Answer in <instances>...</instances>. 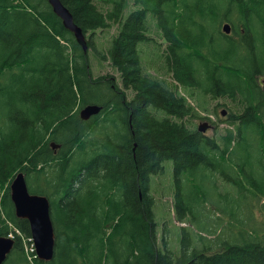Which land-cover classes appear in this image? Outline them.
<instances>
[{"label":"trees","instance_id":"1","mask_svg":"<svg viewBox=\"0 0 264 264\" xmlns=\"http://www.w3.org/2000/svg\"><path fill=\"white\" fill-rule=\"evenodd\" d=\"M61 1L91 33L89 51L110 62L123 88L112 77H93L89 55L47 0H0V237L21 231L13 263L264 264V230L252 225L249 202H263L264 209V0ZM224 22L232 25L230 36L219 29ZM114 26L118 33L99 50L95 34ZM151 33L168 43L164 76L172 75L191 98L230 101L223 134L189 126L187 119L209 118L147 72L138 46ZM126 91L135 93L130 103ZM91 104L103 113L84 121L80 111ZM52 142L60 145L56 152ZM167 162L176 181L174 218L203 216L208 198L196 177L205 178L221 203L234 206L219 209L230 218L229 236L210 241L182 227L174 250L164 227L158 242L151 185ZM18 171L27 173L33 193L51 200L52 262L33 263L27 255L30 225L15 216L10 199ZM184 180L195 186L190 202ZM242 200L249 202L244 219Z\"/></svg>","mask_w":264,"mask_h":264},{"label":"rangeland","instance_id":"2","mask_svg":"<svg viewBox=\"0 0 264 264\" xmlns=\"http://www.w3.org/2000/svg\"><path fill=\"white\" fill-rule=\"evenodd\" d=\"M98 4L99 1H97ZM100 7L103 9V11H107V7H103V5H100ZM134 10V7H131L130 10L128 9L125 12L124 18H127L130 13ZM151 26H154L152 24ZM221 28V26H220ZM219 28V29H220ZM221 30V29H220ZM118 33V27L114 26L109 30L105 31H97L95 34V42L96 46L99 50H106L108 47L109 41ZM150 38H155L157 42V48L158 52L153 50L155 47V44H144L140 46V50L142 47L143 52V63L146 67L147 72L154 76L158 77L159 79L165 80L169 86L171 87L172 81L170 77L164 76L163 73L165 71L164 69V63H165V52L167 50V44L165 41L162 40V37L157 35L156 33H152ZM158 44L160 46H158ZM90 62L91 67L93 70V77H99V76H109L113 77L117 84L121 86V83L119 81V73L118 71L111 66L110 62L108 61H102L99 59V57L95 56L94 52H91L90 55ZM173 88V87H172ZM178 93L181 96H185L189 103L194 106L200 115L199 117H207L209 118L208 121L212 122L216 128L219 129V132L221 134L224 133L225 128H227V121H224L228 119V116L232 112L231 103L228 99H219V100H213L210 97L203 98L200 95L196 94L194 98H191L189 96V93L186 92L183 88L179 87ZM128 100L130 99V93H127ZM224 111H226V115H224ZM224 115V116H223ZM205 120V119H202ZM208 121H201L200 119H194L192 123H189V120H186V123L189 126L197 127L198 123L201 124L202 122H208ZM216 131V130H215ZM208 135L212 136L214 135V130L210 131ZM166 174L162 176H155L152 179V185H151V194H153L155 200H156V207L155 211L157 214V220H158V242L161 243L162 240V232L165 227V230L169 231V235L167 237V240L170 239L172 244H170V249L177 250L180 242V238L177 233H179L180 228L187 227L190 231L197 232L198 228H200V224L206 226L207 229H210L209 232H202L199 236H203L204 238H208V240L212 241L215 240V238L223 236H229L230 235V218L228 215H223L219 209L224 208V210L228 213L229 209L234 207L231 204L228 203H221L220 198L218 197L213 185L211 183H208L205 178H197V183L202 187V193L206 195L208 198V203L204 204L203 207V218L197 219L195 222H184L180 223L174 218V208H173V184L174 188L176 186V181L173 176L172 171V163L167 162L166 163ZM191 181L184 180V186L186 184H189V187H186L185 194L187 195L188 201H192L195 196V186L191 185ZM215 183L219 191L224 190V184L221 181V179H218V177L215 178ZM33 191V190H32ZM200 191V190H199ZM202 199L203 196L199 194ZM216 197L218 200H216ZM238 197V196H235ZM234 197V198H235ZM250 204H255V213L253 214L255 219L252 220V225L255 227H259V229L264 230V209L262 207V203L258 205L255 201H249ZM248 201L240 202V204H237L241 206V214L239 212V215L242 219L246 217V210L245 206L249 203ZM216 204V206H215ZM236 205V206H237ZM199 209L202 208V206L198 207ZM248 216V215H247ZM206 219V220H205ZM220 219V220H219ZM204 223V224H202ZM226 226L225 228H223ZM233 229V228H232ZM193 232L194 237H199L197 234ZM235 232H238L235 230ZM200 233V232H199ZM262 233V231H260ZM15 259V255L11 254L9 256V260L5 262V264H15L13 263ZM109 262H113L111 258H109Z\"/></svg>","mask_w":264,"mask_h":264},{"label":"water","instance_id":"3","mask_svg":"<svg viewBox=\"0 0 264 264\" xmlns=\"http://www.w3.org/2000/svg\"><path fill=\"white\" fill-rule=\"evenodd\" d=\"M54 13L62 20L64 27L70 31L79 46L86 54L89 50L88 39L84 31L75 23L73 14L65 7L61 0H48ZM230 24H225L223 32L230 34ZM102 111V107L88 105L80 111L83 120H89L97 116ZM209 122H202L198 130L206 133L213 130ZM57 149L55 144H52ZM12 200L19 218L27 219L30 222L32 237L34 239L37 254L42 261H52L56 251V235L51 217L50 200L44 195H34L29 192L25 174L19 173L11 184ZM15 240L7 237H0V264H4L13 251Z\"/></svg>","mask_w":264,"mask_h":264},{"label":"flooded vegetation","instance_id":"4","mask_svg":"<svg viewBox=\"0 0 264 264\" xmlns=\"http://www.w3.org/2000/svg\"><path fill=\"white\" fill-rule=\"evenodd\" d=\"M135 93L132 92L131 97H130V102L134 100Z\"/></svg>","mask_w":264,"mask_h":264},{"label":"bare ground","instance_id":"5","mask_svg":"<svg viewBox=\"0 0 264 264\" xmlns=\"http://www.w3.org/2000/svg\"><path fill=\"white\" fill-rule=\"evenodd\" d=\"M196 90V89H195ZM56 151V150H55Z\"/></svg>","mask_w":264,"mask_h":264}]
</instances>
